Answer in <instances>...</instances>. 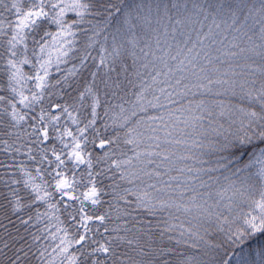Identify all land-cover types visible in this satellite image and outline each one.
Here are the masks:
<instances>
[{
    "label": "snow or ice",
    "instance_id": "obj_1",
    "mask_svg": "<svg viewBox=\"0 0 264 264\" xmlns=\"http://www.w3.org/2000/svg\"><path fill=\"white\" fill-rule=\"evenodd\" d=\"M0 264H264V0H0Z\"/></svg>",
    "mask_w": 264,
    "mask_h": 264
}]
</instances>
